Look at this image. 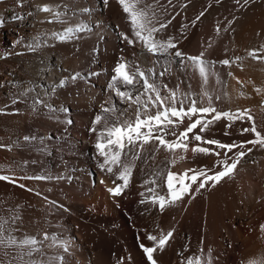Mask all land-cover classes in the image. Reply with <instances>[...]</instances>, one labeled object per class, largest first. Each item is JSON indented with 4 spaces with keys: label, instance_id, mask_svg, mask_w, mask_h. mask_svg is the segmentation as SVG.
Returning a JSON list of instances; mask_svg holds the SVG:
<instances>
[{
    "label": "bare ground",
    "instance_id": "obj_1",
    "mask_svg": "<svg viewBox=\"0 0 264 264\" xmlns=\"http://www.w3.org/2000/svg\"><path fill=\"white\" fill-rule=\"evenodd\" d=\"M166 2L161 0V3ZM173 3H177V0H173ZM209 4L212 7L191 30L188 39L182 42L181 47L185 51L196 54L202 50V42L212 39L213 47L208 50L207 57L219 60L233 55L246 56L248 49L264 43V3L260 0L243 14L236 13L239 19L233 26L235 32L231 36L222 33L220 37L215 36V23L223 21L224 17L232 19V0H222L220 4H216L215 0H191L182 15L191 20ZM41 5L68 11L72 25L81 21L94 25L100 20L108 26L103 30L107 38L101 40L95 63L92 62V49L98 48V39L94 34H82L81 39L71 42L49 40L38 51H27L25 45L34 37L50 35L69 26L48 23L51 14L38 12L37 6ZM84 7L92 9L91 16L79 14ZM72 11H76L77 15L72 16ZM17 16L23 19H16ZM0 20L4 21V27L0 28V145H4L0 147V175L13 176L16 180L15 184L0 181V219H8L12 215L19 217L12 226L16 229L13 234L17 238L29 236L41 240L44 257L51 261L62 256L64 264H116L117 259L126 257L128 253L132 256V264H144L145 258L138 248L135 232L138 230L143 238L141 229L152 231L159 225L167 230L175 223L171 219L175 215L180 223L170 246L160 256V264H179L177 253L189 241V251L184 252L185 256L196 253L198 246L205 251L211 248L213 257H219L214 264H240L241 260L264 255V239L260 238L258 231L259 225L264 223V202L257 203L264 200V151L254 150L238 167L234 180L204 192L191 201L183 212L170 209L163 215L156 211L142 214L148 206L137 203L140 199L138 192L142 190L139 184L146 178L145 173L164 159L163 152L157 154L156 162L149 160L143 172L140 163H137L131 187L125 196L119 198L120 210L110 201L105 185L99 183V179L103 178L108 186H112L111 179L96 168L93 159L95 134L90 138L87 128L100 112L107 96L113 95L106 89L117 55H121L119 48L125 49L123 54L129 59L133 52H139L138 48L122 45L113 31L116 25H119L120 31H129V25L115 0H111L106 12L102 9L101 0H0ZM181 22V16H177L168 32L174 33ZM257 32L261 35L257 36ZM17 35L21 37V43L13 46ZM225 46L231 51L225 53ZM6 50L11 52L10 56L6 55ZM140 63L142 67H147L150 60L140 57ZM100 66L103 69L106 67L107 73L103 70L90 81L78 79L75 83L56 89L53 95H47L52 92L50 85L62 77L77 71L85 74L88 71H101ZM261 67L264 66L248 59L244 62L243 71L235 66L231 70L241 80H252L256 86L264 87ZM217 71L221 80L227 81L226 91L229 94V98L217 102V106L224 110L251 108L258 130L264 129V111L261 110L264 96L256 94L253 85L241 89L235 80L226 75V69L218 66ZM178 79L183 82L182 90H189L190 84L192 92L200 91V80L195 75L189 78L174 70L164 81L173 87ZM30 86L34 91L19 103H13L17 95ZM219 87L221 85H217L214 78L210 79L209 90ZM239 91L247 95L239 96ZM37 96L57 108L67 107L72 125L49 119L44 109L40 110L39 115H34L29 106L32 98ZM116 102L119 107H125L119 104V100ZM64 118V114H60V119ZM223 123L221 121L216 125V138L223 142L250 138V134L241 136L238 131L224 136ZM241 126L248 124L237 122L235 127ZM65 128L67 134L63 132ZM49 135L56 139L47 140ZM24 136L44 137L49 145L48 154L40 152L37 144L25 142ZM213 160V157L192 160L189 153V160L178 162L172 171L180 173L189 166H211ZM252 160L257 163H252ZM35 176L63 178L31 179ZM49 201L64 208L53 206ZM65 208L69 210L65 211ZM128 215L131 221L127 219ZM45 233L49 237L70 241V251L64 253L59 247H50L51 241L43 239ZM201 238L203 245L198 243ZM33 258H36L35 254Z\"/></svg>",
    "mask_w": 264,
    "mask_h": 264
},
{
    "label": "snow or ice",
    "instance_id": "obj_2",
    "mask_svg": "<svg viewBox=\"0 0 264 264\" xmlns=\"http://www.w3.org/2000/svg\"><path fill=\"white\" fill-rule=\"evenodd\" d=\"M110 2L111 0H101L102 9L106 10ZM190 2L191 0H184L183 3L180 0H177V3H173V0H167L166 3H161V0H115L129 25V31H120L119 25H116L113 31L122 45L138 48L139 52H133L129 59L123 54L125 49L123 47L120 49L121 55L112 68L113 75L106 89L115 99L113 95L107 96L87 131L90 138L95 134L93 159L96 168L111 179L112 186H108L103 178L99 179V183L105 185L116 208H120L119 198L125 196L132 185L137 163H140L143 172L148 161L156 162L157 154L161 152L165 154L164 159L159 161L158 166L145 173L146 178L139 184L142 190L138 192L140 199L137 203L148 206L142 214L156 211L163 215L170 209L185 211L187 205L198 196H202L204 192H210L218 185L234 180L238 167L254 150L264 151V129L258 130L253 109L237 107L224 110L217 106V102L229 98L226 91L227 81L221 80L217 71L218 66L226 69V75L235 80L241 89L253 85V91L264 96V87L256 86L252 80H241L231 70L235 66L243 71L244 62L248 59L264 66V43L248 49L246 56L233 55L219 60L207 57L208 50L213 47L212 39L202 42V50L196 54L185 51L181 47L182 42L188 39L191 30L205 16L208 8L212 7V4H209L198 15L188 20L182 13ZM215 2L220 4L222 0ZM260 2L264 3V0ZM255 3L257 0H232L234 5L230 9L232 19L224 17L223 21H217L214 27L215 36L220 37L222 33L231 36L235 32L233 26L239 19L236 13L243 14ZM173 9H176L175 12ZM37 11L51 14L48 23L69 26L50 35L34 37L25 45L28 52L38 51L46 46L49 40L71 42L81 39V34H94L98 41H101L104 39L103 30L108 27L100 20L94 25L83 21L72 25L69 23L68 11L50 5L37 6ZM79 14L91 16L92 9L84 7L79 10ZM71 15L75 16L77 12L72 11ZM177 16H181V24L174 33L168 32L169 26ZM16 19L23 17L17 16ZM2 27L4 21L0 20V28ZM259 35L261 33L257 32V36ZM19 43L21 37L17 35L13 46ZM224 51L227 53L231 50L225 46ZM92 52V62L95 63L99 49L93 47ZM6 55L10 56L11 52L6 50ZM140 57H148L149 66L142 67ZM174 70L184 73L189 78L193 75L197 76L200 80V91L192 92L190 84L189 90H182L183 82L179 79L173 87H169L164 78L171 76ZM260 71L264 72V67H261ZM100 74L96 71H88L86 74L80 71L71 73L50 85L52 92L47 95H53L56 89L64 88L78 79L90 81L92 77ZM213 78L221 87L209 90V82ZM32 91L34 88L31 86L22 90L13 103H19ZM238 95L247 94L239 91ZM117 100L125 107H119ZM29 107L34 115H39L40 110L44 109L49 119L68 126L73 123L69 118L67 107L57 108L39 96L32 98ZM261 110L264 111V100L261 101ZM60 114H64L63 120L60 119ZM221 121L224 122L222 124L224 136H231L233 132L238 131L241 136L250 134V138L241 141L231 140V142H223L216 138V125ZM237 122L241 125L247 123L248 126L236 128ZM64 132L67 134V128ZM23 139L28 144H37L40 152L48 154L49 145L45 143L44 137L24 136ZM46 139L54 140L56 137L49 135ZM189 153L192 160L197 157H213V163L211 166L207 164L189 166L180 173L172 171L178 162L189 160ZM252 163L257 161L252 160ZM62 178L61 176L31 177L37 180ZM0 181L16 183L15 178L9 175H0ZM28 190L32 191V189ZM44 199L47 200L46 197ZM261 202L264 200L257 201V203ZM48 203L64 208L56 202ZM18 219L17 215L0 219V253H2L0 264H64L62 256H57L51 261L44 257V245L41 240L29 236L17 238L13 234L16 229L12 226ZM171 219L175 223L167 230L156 225L152 231L141 229L143 238L139 233L137 234L136 242L145 258L144 264H160V256L170 246L180 223L175 215ZM258 231L261 233L260 238L264 239V223L259 225ZM43 239L51 241L50 247H59L64 253L70 251V241L49 237L47 233L44 234ZM198 243L203 245V238ZM189 244L190 241L185 243L182 250L177 253L180 258L179 264H214V260L219 259L213 257L211 248L205 251L201 246H198L196 253L185 256L184 252L189 251ZM33 254L36 258H33ZM125 261L127 264H132L130 253L126 257L117 259L116 264H125ZM240 264H264V255L255 259L241 260Z\"/></svg>",
    "mask_w": 264,
    "mask_h": 264
},
{
    "label": "rangeland",
    "instance_id": "obj_3",
    "mask_svg": "<svg viewBox=\"0 0 264 264\" xmlns=\"http://www.w3.org/2000/svg\"><path fill=\"white\" fill-rule=\"evenodd\" d=\"M64 132V131H63ZM129 220V219H128Z\"/></svg>",
    "mask_w": 264,
    "mask_h": 264
}]
</instances>
